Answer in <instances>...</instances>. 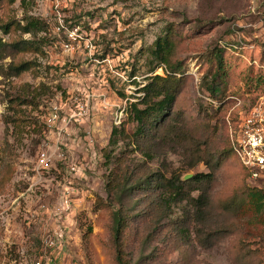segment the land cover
<instances>
[{"label":"rangeland","instance_id":"obj_1","mask_svg":"<svg viewBox=\"0 0 264 264\" xmlns=\"http://www.w3.org/2000/svg\"><path fill=\"white\" fill-rule=\"evenodd\" d=\"M26 13L46 19L50 29L42 51L15 59L33 61L30 70L0 76V264H119L112 242L117 209L126 214L123 248L130 264H264V197L260 203L249 197L252 190L264 194V178L245 175L227 134L233 98L241 95L248 105L264 90V68L251 66L252 59L264 65V0H32L27 6L1 0L0 23H14L5 40H33L15 25ZM160 36L171 39V59L185 73L177 74L172 109L136 135L131 104L144 97L137 89L163 69L152 70L151 48ZM223 48L226 97L234 96L226 103L206 90ZM260 75L259 86L247 84ZM19 95L31 104L4 101ZM54 111L58 120L49 124ZM6 116L23 127L11 123L6 135ZM30 122L36 126L24 127ZM64 125L69 133H60ZM119 125L126 134L110 146ZM46 150L65 159L56 158L48 182L30 191ZM69 161L78 166L67 179L76 193L74 213L47 221V209L60 204ZM210 171L213 180L191 192L198 197L209 186L203 217L188 198L166 204L162 175L186 180ZM64 224L73 237L45 248L43 234Z\"/></svg>","mask_w":264,"mask_h":264},{"label":"trees","instance_id":"obj_2","mask_svg":"<svg viewBox=\"0 0 264 264\" xmlns=\"http://www.w3.org/2000/svg\"><path fill=\"white\" fill-rule=\"evenodd\" d=\"M30 1L32 0H21V3L23 6H27ZM13 25L14 23L5 25L0 23V76H2L4 80L10 79L12 77H19L22 73L30 70L33 67V61L22 60L16 62L15 59L19 53L24 51H42L43 46L45 45V40L47 39V34L49 33L50 29L49 23L46 19L40 16L26 13L22 20L16 21L15 25L22 34H31L33 36V40L30 41L21 38L15 41H7L4 39L3 34L9 33ZM41 33H46V35L38 37V35ZM224 49L225 48L218 51V54L216 56L218 66L216 70L211 73L210 79L208 80V83L206 85V90L213 99H218L220 101H223V103H226L228 99H232L231 97L234 96L226 97L227 70L224 59ZM151 55L154 60L153 63H155L152 70L158 67H163L165 75L155 74L149 79L146 85L137 89L140 92H144V97L140 102L131 104L132 106L130 114L132 118L138 123L136 135L145 134L147 130L154 127V124L159 122V119L162 116L167 114L168 111L172 109L179 94V79L177 78V74L185 73L183 64L180 61L174 62L171 59L173 55V43L169 37L160 36L155 42L154 46L151 48ZM8 58H11L12 60L10 62H6ZM252 60L253 62L251 63V66L254 67L256 65L259 70H262V68H264V65L260 64L257 60ZM262 77L263 75H260V77L258 78L250 77L247 81V84H249L250 87H252L254 84L256 86H259L262 83ZM263 93L264 90L251 97L250 100H255ZM238 97L245 99V97H242L241 95L235 96L233 98L234 102ZM246 99L249 98L246 97ZM4 101H6L7 103L19 101L20 105L31 104L30 99H28L26 96L20 95L11 98H8L7 96L4 98ZM142 103L145 104V107L143 108L140 107V104ZM233 116L235 117V113H233ZM14 120L12 119V117L8 118L7 116L3 118V121L5 123L6 135L9 133L11 123L14 124V129L17 128L19 130L23 127V125H18L16 123V120ZM31 124L35 123L30 122V125H24V127L36 126ZM34 130L38 131V129ZM121 133L125 135L126 131L125 128L121 127L120 125L115 126L112 129L110 146H114L118 143V138L120 137ZM8 144L9 140L7 139V145ZM228 144L240 168L245 173V175L249 177V172L234 154L229 141V137ZM109 158L110 156L107 157V162ZM213 177V171H210L208 173H197L186 180H183L181 176L172 175L171 177H165L164 175H162L160 179L164 181L165 190L168 195L164 198V201L166 202V204H170L173 200H183L185 198H188L194 203L195 207L197 208V216L203 217L206 212V207L210 204L209 186L204 187L198 197H193L191 192L195 190L194 188L200 189L201 187L199 186L204 182L210 183L213 180ZM187 185L191 186V188L190 192L185 193ZM249 197L251 201L260 203L264 197V194H262L260 190H252L249 193ZM125 226L126 214L122 209L115 210L113 214L112 242L114 247L116 248V257L119 264H130L124 258L123 235Z\"/></svg>","mask_w":264,"mask_h":264},{"label":"built area","instance_id":"obj_3","mask_svg":"<svg viewBox=\"0 0 264 264\" xmlns=\"http://www.w3.org/2000/svg\"><path fill=\"white\" fill-rule=\"evenodd\" d=\"M58 3L56 5L57 12ZM235 113V117L233 116ZM58 120L56 111L50 113L48 122L53 124ZM228 137L234 154L241 164L249 172L250 179L264 178V93L255 100H251L246 105L245 99L237 98V102L227 116ZM54 126V125H49ZM64 125L60 128V133L68 130ZM58 158L65 159V154L60 152L58 156L50 151H43L39 157L34 174L29 186L30 191L48 182L47 173L49 175L50 166ZM66 167L67 178L64 183H60L62 187L60 195V204L52 209L48 208L47 214L49 221L55 218L56 221H66L67 218L74 213L75 190L67 179L69 175L78 171V166L74 161H69ZM46 221V222H47ZM72 227L64 224V228H50L42 236V242L45 248L54 249L68 242L72 236Z\"/></svg>","mask_w":264,"mask_h":264},{"label":"water","instance_id":"obj_4","mask_svg":"<svg viewBox=\"0 0 264 264\" xmlns=\"http://www.w3.org/2000/svg\"><path fill=\"white\" fill-rule=\"evenodd\" d=\"M158 73L162 75L164 73L163 69H160ZM189 176H191V175H189Z\"/></svg>","mask_w":264,"mask_h":264}]
</instances>
